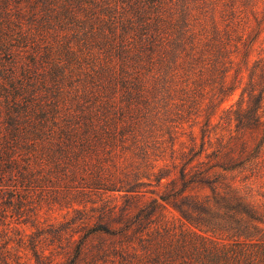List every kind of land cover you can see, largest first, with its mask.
<instances>
[{
    "label": "trees",
    "instance_id": "16d2710c",
    "mask_svg": "<svg viewBox=\"0 0 264 264\" xmlns=\"http://www.w3.org/2000/svg\"><path fill=\"white\" fill-rule=\"evenodd\" d=\"M0 264H264V0H0Z\"/></svg>",
    "mask_w": 264,
    "mask_h": 264
},
{
    "label": "rangeland",
    "instance_id": "374dc122",
    "mask_svg": "<svg viewBox=\"0 0 264 264\" xmlns=\"http://www.w3.org/2000/svg\"><path fill=\"white\" fill-rule=\"evenodd\" d=\"M167 210H168L167 211L168 218L173 219L177 217V213L174 210H172L170 207H168Z\"/></svg>",
    "mask_w": 264,
    "mask_h": 264
}]
</instances>
